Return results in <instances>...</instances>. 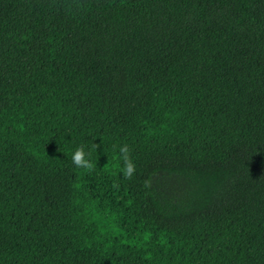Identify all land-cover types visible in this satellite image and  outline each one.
Returning <instances> with one entry per match:
<instances>
[{
  "label": "trees",
  "instance_id": "16d2710c",
  "mask_svg": "<svg viewBox=\"0 0 264 264\" xmlns=\"http://www.w3.org/2000/svg\"><path fill=\"white\" fill-rule=\"evenodd\" d=\"M0 264H264V0H0Z\"/></svg>",
  "mask_w": 264,
  "mask_h": 264
},
{
  "label": "clouds",
  "instance_id": "9594fccd",
  "mask_svg": "<svg viewBox=\"0 0 264 264\" xmlns=\"http://www.w3.org/2000/svg\"><path fill=\"white\" fill-rule=\"evenodd\" d=\"M93 147L99 146L94 145ZM90 156L91 153L85 151V146L80 145L72 152V164L77 169H84L86 172L91 173L95 170V164L90 159ZM117 159L120 162L121 171L123 172L124 176H126L128 179H131L133 174L135 173V164L131 157V149L126 143L118 146Z\"/></svg>",
  "mask_w": 264,
  "mask_h": 264
}]
</instances>
